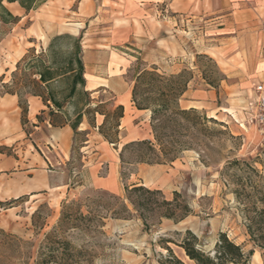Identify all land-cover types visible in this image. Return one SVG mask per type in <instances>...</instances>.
<instances>
[{"label":"rangeland","instance_id":"obj_1","mask_svg":"<svg viewBox=\"0 0 264 264\" xmlns=\"http://www.w3.org/2000/svg\"><path fill=\"white\" fill-rule=\"evenodd\" d=\"M79 1L50 0L29 14L18 4L8 5L22 19L0 44V79L11 80L17 62L31 47L40 50L59 34L81 37L93 109L89 118L96 127L86 121L80 130L88 133L80 135L54 127L45 106L35 116L27 113L28 122L22 125L18 100L1 97L0 201L8 204L30 196L0 205V264H35L39 246L57 225L64 204L84 203L88 196L99 199L105 225L100 232L69 231L65 236L91 251L92 264H160L169 255L162 239L181 240L188 229L207 249L225 232L246 252L254 251L250 264H264L263 251L251 241L235 197L237 190L264 191V134L247 120L253 87L233 86L241 78L254 77L264 62V8L259 0H233V9L225 10L221 0H189L175 13L168 8L171 0H152L156 10L145 20L147 35L140 38L114 28L125 23L117 12L99 9L102 16L89 19L77 14ZM89 1L97 10L113 6L117 11L123 5L122 0ZM231 12L233 18L224 17ZM134 23L140 26V21ZM154 67L165 76L186 72L192 77L188 89L216 88L222 95L206 108L195 107L212 118L207 125L213 136L195 140L194 148L173 162L152 165L135 161L137 147L128 149L124 159L121 151L128 141L153 138L151 115L146 119V112H137L132 92L137 73ZM220 72L226 79L219 81ZM258 79L264 80V75ZM119 104L126 118L121 119L118 143H111L98 127L105 121L103 131L117 139ZM179 104L202 105L187 95ZM135 183L161 189L168 198L181 192L192 214L178 224L163 219L150 228L134 216L113 218L109 211L120 209L126 187ZM41 205L43 216H49L41 220L44 227L36 229L32 215ZM169 245L184 264H195L177 245Z\"/></svg>","mask_w":264,"mask_h":264},{"label":"trees","instance_id":"obj_2","mask_svg":"<svg viewBox=\"0 0 264 264\" xmlns=\"http://www.w3.org/2000/svg\"><path fill=\"white\" fill-rule=\"evenodd\" d=\"M49 1L0 0V44L22 19L7 4L18 3L26 14H29ZM156 70L154 67L153 71H139L132 92L134 105L139 110L151 111L153 138L126 142L121 151L122 159L128 149L137 147L139 151L135 155V161L139 163H170L183 151L193 149L195 140L213 136L214 132L207 125L212 118H208L195 107L183 108L179 104L192 77H186V72L165 76ZM86 74L81 37L69 33L59 34L51 38L40 50L31 47L17 62L9 82L4 83L5 76L1 77L0 84L4 90L0 91V99L6 94L18 97L19 107L22 109V125H25L28 122L29 98L39 97L49 109V124L54 127L68 125L77 135L87 134L86 129L80 130L83 122L88 121L92 127L96 125L89 118L93 109ZM224 79L225 75L220 72L219 81ZM213 83L209 82L211 85ZM118 108L120 114L116 124V140L103 131L105 121L98 127L100 133L111 143L119 141L118 135L125 109L122 104H119ZM94 111L100 113L98 110ZM41 113H45V110ZM37 119L43 121L41 114L37 115ZM253 170L256 171L254 168ZM1 173L2 171L0 175ZM243 185L246 188L248 182ZM126 191V199L119 200V210L107 209L113 218L130 219L134 216L150 228L161 223L163 219L178 224L192 214L190 204L179 191H174L172 198H168L161 189L140 183L127 186ZM27 196L30 195L12 199L8 204L0 201V205H12ZM235 197L241 206L250 239L263 251L264 260V191L252 193L246 189L243 192L237 190ZM44 207L45 205H41L32 215V223L36 229L43 228L45 223L41 220L49 216H43ZM102 210L99 199L90 196L86 197L84 203L80 200L65 203L57 225L46 233L39 246L35 264H92L91 251L85 245L77 246L65 234L69 231H78L84 235L100 232L105 225ZM162 241L166 243L165 249L169 255L166 259H161L160 264H184L170 243L181 248L195 264H250L254 253L253 250L246 252L241 244L236 243L225 232L219 234L212 249H207L192 229L186 230L181 240L163 238Z\"/></svg>","mask_w":264,"mask_h":264},{"label":"crops","instance_id":"obj_3","mask_svg":"<svg viewBox=\"0 0 264 264\" xmlns=\"http://www.w3.org/2000/svg\"><path fill=\"white\" fill-rule=\"evenodd\" d=\"M122 1H123L122 8L118 9L116 11L113 8V6H111L110 8H107L104 5H103L104 7L99 6V8L97 10V5L93 6L89 0H80L79 6H78V11L76 13L82 14L85 16L84 18L89 19L93 15L100 13L99 9L107 11L109 13L117 12V13L121 14V19L125 23H122L121 25H114L115 29L128 30L131 32L132 35L137 36L139 38L143 35H147V28L145 27V22H146L145 20H147L149 17H153V13L156 10L155 5H154V1H152V0H122ZM203 1H205V0H203ZM111 2L112 3H118V0H111ZM189 2H190L189 0H171L169 5H168V8L171 11V13H175V12H178L181 8H184L185 6H187L189 4ZM221 3H223L225 5V8L223 10L228 9V8L233 9L232 8L233 7V0H221ZM258 3L261 5L259 7L264 8V0H259ZM10 4H18V3H10ZM228 15H230L231 18H233V12L224 15V17H227ZM100 16H102V13H100ZM117 17L120 18L119 15ZM134 20L140 21V26L136 25L134 23ZM219 56L221 58H223L222 54H220ZM217 62L220 63V62H223V60H220V58H217ZM262 65H263V67H261ZM257 67L259 68V70H257L258 73L254 77H252V78H245V77L241 78L239 81L234 82L233 86L237 85L239 87V90L240 89L242 90V87H244V88L245 87H251V86L253 87V84L255 82L253 80L257 79V81H258L259 75L261 73L264 75V62L259 64ZM229 78H231V76H229ZM249 90H251V89L249 88ZM251 91H253V88ZM6 95H9L10 97L16 98V100H18V97L15 95H11V94H6ZM185 95L195 98L197 100V103L202 104V105H199L200 107L198 105H194V104L188 105L187 108H190V107L206 108L207 103H213L212 101H215L218 98H221L222 92H221V89H216V88H210V89L198 88L195 90L194 89H188L185 92L184 96ZM5 96H3L2 98H4ZM132 104L138 113L146 112V119H148L150 117L151 112L149 110H139L134 105L133 101H132ZM43 107H44V104L39 97L32 96L29 98V109H28L29 116H30V114L35 116ZM222 109H225V108H222ZM125 114H126V110H125V113H124V116L122 119L126 118ZM85 122H86V120L83 122L82 125H84ZM60 128L61 129H67V130H73L68 125L64 126V127H60ZM146 138H150V137H144V139H146ZM133 140H139V139H133ZM133 140H131V141H133ZM0 154H2V153L0 152ZM1 175H2V173H1Z\"/></svg>","mask_w":264,"mask_h":264},{"label":"built area","instance_id":"obj_4","mask_svg":"<svg viewBox=\"0 0 264 264\" xmlns=\"http://www.w3.org/2000/svg\"><path fill=\"white\" fill-rule=\"evenodd\" d=\"M253 93L254 98L249 105L247 120L258 126L264 134V80L254 82Z\"/></svg>","mask_w":264,"mask_h":264},{"label":"bare ground","instance_id":"obj_5","mask_svg":"<svg viewBox=\"0 0 264 264\" xmlns=\"http://www.w3.org/2000/svg\"><path fill=\"white\" fill-rule=\"evenodd\" d=\"M7 5H9V4H7ZM82 128V127H81Z\"/></svg>","mask_w":264,"mask_h":264}]
</instances>
